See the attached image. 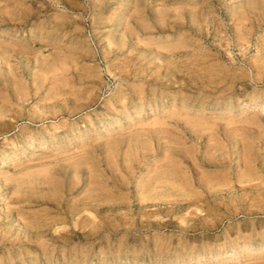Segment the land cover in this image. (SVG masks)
<instances>
[{
	"label": "rangeland",
	"instance_id": "1",
	"mask_svg": "<svg viewBox=\"0 0 264 264\" xmlns=\"http://www.w3.org/2000/svg\"><path fill=\"white\" fill-rule=\"evenodd\" d=\"M251 103L264 0H0V264H264Z\"/></svg>",
	"mask_w": 264,
	"mask_h": 264
},
{
	"label": "bare ground",
	"instance_id": "2",
	"mask_svg": "<svg viewBox=\"0 0 264 264\" xmlns=\"http://www.w3.org/2000/svg\"><path fill=\"white\" fill-rule=\"evenodd\" d=\"M248 107L251 109H262L264 108V104L263 103H251L250 105H248ZM97 123L99 124L100 121H97ZM155 182V181H154ZM170 184V183H169ZM177 187V186H176ZM184 187V186H183ZM182 187V188H183ZM185 190V189H184ZM165 196V195H164ZM212 198L213 201H215V198H213L212 196H210ZM144 198V197H143ZM1 199V198H0ZM4 201H0V204H3ZM215 206V205H214ZM217 206V205H216ZM215 206V207H216ZM225 207V206H224ZM249 215V211L246 213ZM256 243H253V242H248V243H245L244 245L242 246H236V245H232L230 246L228 249L224 250V251H219V252H215V253H212L211 256L213 259L215 258H218V257H222L223 255H226L228 253H231L233 251H237V250H243V251H246V250H249L251 248H253L255 246ZM229 251V252H227ZM178 258V257H177ZM250 258V257H249Z\"/></svg>",
	"mask_w": 264,
	"mask_h": 264
}]
</instances>
